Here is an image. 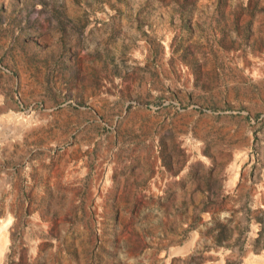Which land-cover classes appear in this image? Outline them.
Masks as SVG:
<instances>
[{
    "label": "rangeland",
    "instance_id": "obj_1",
    "mask_svg": "<svg viewBox=\"0 0 264 264\" xmlns=\"http://www.w3.org/2000/svg\"><path fill=\"white\" fill-rule=\"evenodd\" d=\"M0 264H264V0H0Z\"/></svg>",
    "mask_w": 264,
    "mask_h": 264
}]
</instances>
